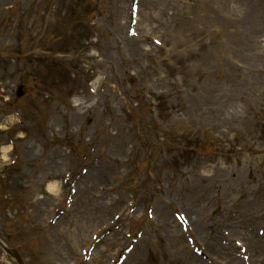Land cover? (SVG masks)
<instances>
[{
    "label": "rangeland",
    "instance_id": "rangeland-1",
    "mask_svg": "<svg viewBox=\"0 0 264 264\" xmlns=\"http://www.w3.org/2000/svg\"><path fill=\"white\" fill-rule=\"evenodd\" d=\"M0 239L264 264V0H0Z\"/></svg>",
    "mask_w": 264,
    "mask_h": 264
},
{
    "label": "bare ground",
    "instance_id": "bare-ground-1",
    "mask_svg": "<svg viewBox=\"0 0 264 264\" xmlns=\"http://www.w3.org/2000/svg\"><path fill=\"white\" fill-rule=\"evenodd\" d=\"M49 189H50V191L52 192L53 191V189H54V185H49Z\"/></svg>",
    "mask_w": 264,
    "mask_h": 264
},
{
    "label": "water",
    "instance_id": "water-1",
    "mask_svg": "<svg viewBox=\"0 0 264 264\" xmlns=\"http://www.w3.org/2000/svg\"><path fill=\"white\" fill-rule=\"evenodd\" d=\"M13 257H15V259H17L19 261V258H18V255L16 254V252H15V254H13Z\"/></svg>",
    "mask_w": 264,
    "mask_h": 264
}]
</instances>
